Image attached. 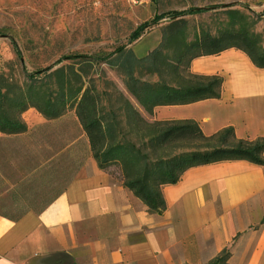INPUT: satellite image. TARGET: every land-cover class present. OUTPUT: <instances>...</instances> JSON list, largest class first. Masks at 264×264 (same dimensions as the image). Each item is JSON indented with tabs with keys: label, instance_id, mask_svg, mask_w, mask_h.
I'll list each match as a JSON object with an SVG mask.
<instances>
[{
	"label": "crops",
	"instance_id": "0c3cea01",
	"mask_svg": "<svg viewBox=\"0 0 264 264\" xmlns=\"http://www.w3.org/2000/svg\"><path fill=\"white\" fill-rule=\"evenodd\" d=\"M190 72L221 77V98L157 107L151 121L264 138V69L229 49L194 59ZM66 116L49 121L31 108L22 116L28 134L0 132V189L11 182L0 190V264H208L225 249L230 264H264V165L191 168L163 187L166 208L154 214L99 168L76 117L78 138Z\"/></svg>",
	"mask_w": 264,
	"mask_h": 264
},
{
	"label": "trees",
	"instance_id": "16d2710c",
	"mask_svg": "<svg viewBox=\"0 0 264 264\" xmlns=\"http://www.w3.org/2000/svg\"><path fill=\"white\" fill-rule=\"evenodd\" d=\"M222 14L227 21L214 34L201 28L190 38L189 20L174 19L163 27L160 44L146 56L138 57L123 46L101 59L123 77L134 103L119 94L114 105L111 93L98 91L95 59H85L79 67L26 72L21 84L0 75V132L28 134L22 116L31 108L49 121L72 110L99 168L109 171L117 167L124 187L154 214L166 208L163 187L177 184L191 168L227 161L264 165V138L241 140L234 128L206 136L193 120L149 119L157 107L221 98V77L190 72L196 58L237 49L264 69V38L254 30L257 19L234 8ZM150 25L138 26L131 39L137 40ZM231 256V250L225 249L208 264H228Z\"/></svg>",
	"mask_w": 264,
	"mask_h": 264
},
{
	"label": "rangeland",
	"instance_id": "374dc122",
	"mask_svg": "<svg viewBox=\"0 0 264 264\" xmlns=\"http://www.w3.org/2000/svg\"><path fill=\"white\" fill-rule=\"evenodd\" d=\"M228 8L257 19L254 30L264 38V0H0V75L21 84L26 72L79 67L83 60L95 59L98 91L111 93L114 105L119 94L134 103L123 77L101 59L123 46L138 57L146 56L160 44L163 27L174 19L189 20L190 38L201 28L214 34L226 23L222 11ZM156 16L161 18L156 20ZM145 23L150 27L132 40L135 29ZM64 119L68 122L65 129L78 138L73 111ZM81 147L79 142L74 151L83 150L84 144ZM108 170L120 175L117 167ZM10 187L8 182L0 190Z\"/></svg>",
	"mask_w": 264,
	"mask_h": 264
}]
</instances>
